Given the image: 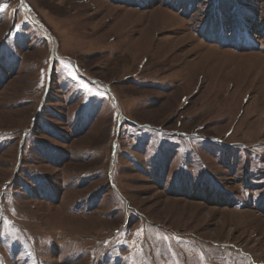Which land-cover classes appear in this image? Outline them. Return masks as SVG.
Masks as SVG:
<instances>
[{"label":"rangeland","instance_id":"obj_1","mask_svg":"<svg viewBox=\"0 0 264 264\" xmlns=\"http://www.w3.org/2000/svg\"><path fill=\"white\" fill-rule=\"evenodd\" d=\"M218 1L0 0V264H264V0Z\"/></svg>","mask_w":264,"mask_h":264},{"label":"trees","instance_id":"obj_2","mask_svg":"<svg viewBox=\"0 0 264 264\" xmlns=\"http://www.w3.org/2000/svg\"><path fill=\"white\" fill-rule=\"evenodd\" d=\"M184 1H187V3L189 4L190 1L192 0H184ZM217 8L215 7L214 10H216L217 12H219V15L222 16V20H225L226 18H228L227 15L230 16L231 12L234 10V11H238V8L240 7V5L236 4L234 1L232 0H227L225 2V0H220L218 1L217 3ZM186 9V7H185ZM228 9V11L226 10ZM224 10H226L225 12H223ZM239 14V13H238ZM240 15V14H239ZM239 15H236V17H238ZM240 19V18H239ZM251 20L249 19L248 17V20L247 22L249 23ZM220 24V19L219 18H216V15H214V17L211 19L209 18L208 22H204L203 24V29L206 28V27H210L211 30L216 33L217 29H218V26ZM236 24V22H235ZM252 50V49H250Z\"/></svg>","mask_w":264,"mask_h":264},{"label":"snow or ice","instance_id":"obj_3","mask_svg":"<svg viewBox=\"0 0 264 264\" xmlns=\"http://www.w3.org/2000/svg\"><path fill=\"white\" fill-rule=\"evenodd\" d=\"M65 67L69 68L70 69V65H65ZM71 70V69H70ZM73 79H77V77L75 75H73L72 77ZM165 239H167V237H165Z\"/></svg>","mask_w":264,"mask_h":264}]
</instances>
